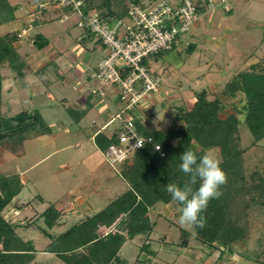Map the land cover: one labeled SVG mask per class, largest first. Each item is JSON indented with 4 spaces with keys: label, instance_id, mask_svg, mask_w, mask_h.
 Instances as JSON below:
<instances>
[{
    "label": "rangeland",
    "instance_id": "374dc122",
    "mask_svg": "<svg viewBox=\"0 0 264 264\" xmlns=\"http://www.w3.org/2000/svg\"><path fill=\"white\" fill-rule=\"evenodd\" d=\"M133 1L110 0L114 15H125ZM142 1L149 3L151 0ZM170 1L172 4L180 2ZM10 2L15 6L18 4L21 9L15 13L14 22L0 27V34L20 33L32 25L25 32L26 36L16 43L19 52H37L38 48L30 45V40L39 33L51 39V46L49 53L44 55L45 59L37 60L39 65L30 63L26 67L24 64L25 73L22 76L16 74L17 77H13L14 72L9 68L2 71L8 78L7 84L12 82L13 86L10 93H3L2 112L8 117L25 111L38 112L46 120L41 130L45 127L49 130L23 142L19 138L12 149L0 146V176L18 174L24 179L21 194L3 214L18 226L17 232L24 240L34 242L37 253L30 264H66L56 255L45 252L50 240L40 230L48 229L40 216L50 206H55L61 226L48 231L57 236L128 190V185L116 171L118 167L111 166L96 142L91 140L94 133L105 127L109 132L117 129V122L109 124V121L122 106L116 97L100 95L101 90L107 92L113 87L94 80L93 75L110 52L94 36L87 34L85 39H81L86 33L78 27L79 17L76 14L68 13L66 16V10L57 7L41 12L35 9L40 0ZM90 2V7H96L103 15L107 14V0ZM203 5L199 19L205 27L192 28L174 50L146 61L147 66L159 75L161 91L145 100L141 113L146 117L143 118L145 122L149 121L150 125L155 124L163 130L175 121L177 108L187 107V102L194 100L196 91L208 88L209 69L215 71L218 68L212 64L214 51L223 57L228 51L227 47L232 46L241 53L247 49L244 56L247 57L256 52L257 48L251 47L253 43H259L263 38L264 13L262 18L251 17L247 18L248 21L237 17L236 34L223 45L218 44L217 39L224 35V23L218 16L226 18L229 15L218 11L217 7L207 12L206 4ZM31 11L41 19L29 20ZM253 23L257 25L249 26ZM248 30L251 34L247 33ZM210 41L214 43L210 44ZM186 42H193L195 48L188 50ZM222 60L218 61L222 67L219 77L224 79L222 74L226 72V62ZM8 86L11 84L6 85L5 90ZM88 100L90 105L86 102ZM243 101L242 94L235 98H223V113H232L235 111L234 105L239 108ZM103 111L108 112L107 116ZM83 113L84 117L79 122ZM240 130L241 146L246 149L245 174L248 177L258 173L263 175L264 140L254 144L246 124ZM211 153L217 156L216 151ZM89 204L92 206L90 212L84 211L90 207ZM22 205L23 209L20 207ZM180 212L181 209L174 204L160 203L152 209L149 220L155 228L151 235H139L125 243L121 254L126 264H264V204L253 203L245 218L249 228L248 239L235 248L234 255L225 254L223 259H220L219 251L201 245L194 237L190 238L188 248L180 246L182 229L192 233V228L182 227L178 223ZM104 232L102 230V234ZM145 242L151 245L154 255L141 252Z\"/></svg>",
    "mask_w": 264,
    "mask_h": 264
},
{
    "label": "trees",
    "instance_id": "16d2710c",
    "mask_svg": "<svg viewBox=\"0 0 264 264\" xmlns=\"http://www.w3.org/2000/svg\"><path fill=\"white\" fill-rule=\"evenodd\" d=\"M90 5V0H84ZM139 2L134 0L132 3ZM199 0L198 14L203 12L204 3ZM110 0L106 18L118 17L111 9ZM88 5V6H89ZM90 9L97 10L96 7ZM19 6L10 0H0V27L16 20ZM19 33L0 34V146L13 148L16 142L31 139L49 130L45 127V118L38 112H21L8 117L2 112V71L8 67L18 76L23 75L24 60L18 53L16 43ZM39 50L49 46L50 41L42 34L30 40ZM181 43V42H180ZM176 46L172 49L174 50ZM193 44L187 49L193 50ZM170 50V51H172ZM164 53V52H162ZM162 53L155 56L156 58ZM244 96L241 106L234 105L232 113H223V98ZM223 97V98H222ZM195 103L190 107H179L176 119L165 130L142 124L145 115L137 112L139 134L146 138L143 147L135 152L116 169L118 175L128 185V190L98 213L88 216L67 231L52 235L49 231L61 225L55 206H50L40 216L48 229L40 228L42 234L50 240L45 252L56 255L66 264H126L121 250L125 243L139 235H151L154 225L149 216L158 204H174L182 209L183 205L172 200L166 191L168 183L182 186L185 174L180 170V155L185 150L202 156L205 152H217L221 168L227 174V183L221 187L219 199H212L203 215L206 226L195 228L191 232L182 229L180 246L188 248L190 238L194 237L201 245L225 254L234 255L235 248L249 237V228L245 224L248 210L253 203L264 204V174L248 177L244 171V154L241 146L243 124L249 128L254 144L264 140V61L251 65L233 75L219 96L203 90L195 92ZM241 107V108H240ZM120 129L101 131L95 136L98 148L105 153L111 145L118 144ZM160 147V150H157ZM24 187L20 175L0 176V264H30L37 253L34 242L26 241L17 232L18 226L5 218V209L18 197ZM199 187V183L195 186ZM39 199L41 200L40 196ZM22 209L24 206H20ZM182 214V212H180ZM28 227H30L28 225ZM102 230L105 231L102 234ZM141 252L155 253L151 245L145 242Z\"/></svg>",
    "mask_w": 264,
    "mask_h": 264
},
{
    "label": "built area",
    "instance_id": "2783aa9c",
    "mask_svg": "<svg viewBox=\"0 0 264 264\" xmlns=\"http://www.w3.org/2000/svg\"><path fill=\"white\" fill-rule=\"evenodd\" d=\"M40 1L35 9L41 12L57 7L66 10V16L68 13L76 14L78 27L98 38L110 52L93 77L113 87L107 92L101 90L100 95L110 94L122 106L109 121V124L116 121L120 129L118 144L111 145L104 153L106 161L117 168L143 147L147 139L138 132L140 121L137 112L145 100L161 91V79L146 61L182 42V37L189 34L198 22V4L195 0H180L177 4L170 0H151L149 3L141 0L131 3L126 19H121L104 17L100 11L90 9L84 0ZM216 6H221L226 12L232 9L227 0H208L206 3L207 10ZM35 19L40 20L41 17L31 11L29 20ZM30 26L19 33V38L26 36Z\"/></svg>",
    "mask_w": 264,
    "mask_h": 264
},
{
    "label": "crops",
    "instance_id": "0c3cea01",
    "mask_svg": "<svg viewBox=\"0 0 264 264\" xmlns=\"http://www.w3.org/2000/svg\"><path fill=\"white\" fill-rule=\"evenodd\" d=\"M216 1L217 2H220L221 0H216ZM227 4L232 8L231 11H229V12H226L224 9H222L221 6H216L217 9H218V11H220V12L223 11L224 13H226V14L229 15L226 18H224V16H218L221 19V21L225 24V25L223 24L224 31L222 33L224 35L222 37H220L219 39H217L218 40V44H220V45L221 44L223 45L228 38L233 37L236 34V30L238 28L237 21H236V18L237 17L240 16V19H244V20L248 21L247 18L249 19L251 17H254V19L262 18L261 15H262V13H264V0H227ZM17 6H19V5L17 4ZM20 9H21V7L19 6V9L17 10L16 13H18ZM206 11L209 12L210 10H207L206 9ZM21 17L24 20L26 19L23 16H21ZM199 17H200V14H199ZM256 25L257 24H254L253 23V24H250L249 26H254L255 27ZM195 27L201 28V27H205V25L202 22H200V19H198V22L196 23ZM247 28H250V27H247ZM247 33L248 34H251V31L248 30ZM87 36H88L87 34H83L81 36L82 37L81 39L83 40ZM44 37L47 40H49L50 43H49V46L46 47L43 50L37 49L36 50L37 52H35V53L32 50L29 51V52H27V53H21V52H19V50L17 48L18 53L23 58L24 64L26 65V67H27V64L30 65V63H32V64H36L37 63L38 64L39 62H37V60H39L40 58H43L44 55H46L47 53H49V49H50L49 47L51 46V39L47 38L46 36H44ZM258 42L259 43H255V44L253 43V45L251 46V47L257 48L256 49V52L255 53H252V55H249L247 57H244L245 54L247 53L246 52L247 49L245 50V52L243 51V53H241V52L237 51L238 48H235V47H232V46H228L227 47V50H228L227 53L226 54H223L224 60H222L223 57L221 56V54L218 51L217 52L214 51V53H213L214 60H213V63L212 64H216L218 66V68H216L217 70H215V71H212V68L209 69L208 75L210 77H207V81H206V84L208 85V88H205L203 90H206L207 92H209L212 95V97H214L216 94L219 96L220 93L224 90L225 85L231 80V78L233 77V75L235 73H237V72H239V71H241L243 69H247L248 67H250L253 64H256V63H259V62H263L264 61V33H263V38L260 39ZM213 43H214L213 41H210V44H213ZM188 44H194V43L193 42L192 43L191 42H186V45H188ZM30 45H33L31 41H30ZM259 51H260V54L258 55L257 52H259ZM44 59H45V57H44ZM28 60H32V61H28ZM219 60H222L223 62L224 61L226 62V64H225V70H226V72H224L225 73L224 74L225 76L222 74V77L224 79H221V77H219V75L222 72L221 71L222 67L220 65H218V61ZM42 62H44V61H42ZM42 64L43 63H41V65ZM5 69H8V67L4 68L3 71ZM10 70L12 72H14L12 69H10ZM24 70H25V68L23 69V74L25 73ZM16 74L17 73L14 72L13 73V77H17L18 74L17 75ZM2 76H3V82H2V103H3V93L4 92L10 93L12 91L13 86H12V82L11 83L9 82L7 84L8 78L3 73H2ZM9 84H11V86H8L9 88H7L5 90L6 85H9ZM203 90H201V91H203ZM201 91L199 90V91H196V92H201ZM109 96L112 97L111 95H109ZM194 96H195V93L193 95L194 100L192 102H190V101L187 102L188 107L192 106L195 103L194 101H196V99H195ZM86 102H89V105H90V101L89 100L86 101ZM3 106H4V103L2 105V108H3ZM84 113L81 114V116L79 118L80 119L79 122L83 119ZM103 114L105 116H107L108 112L107 111H103ZM96 135L97 134L94 133V135L91 137V140L92 141H95V136ZM21 178H22L23 183H24L23 177H21ZM114 200H112V201H114ZM109 204L110 203H108L107 205H109ZM107 205H105V207ZM105 207H103V208H105ZM91 208H92V206L90 205V207L85 208L84 211H87L88 210L90 212V209ZM102 209H95L96 211H94V214L98 213ZM94 214H92V215H94ZM92 215L89 214V215H87V217L88 216H92ZM60 226L61 225L56 226V227H60ZM52 235H54V234H52Z\"/></svg>",
    "mask_w": 264,
    "mask_h": 264
},
{
    "label": "clouds",
    "instance_id": "9594fccd",
    "mask_svg": "<svg viewBox=\"0 0 264 264\" xmlns=\"http://www.w3.org/2000/svg\"><path fill=\"white\" fill-rule=\"evenodd\" d=\"M180 160L179 168L185 174L182 186L168 183L166 191L172 200L183 205L178 223L182 227L203 229L206 226L203 213L212 199L222 195L221 187L227 183V174L220 166V159L211 152L198 157L188 149L180 155Z\"/></svg>",
    "mask_w": 264,
    "mask_h": 264
}]
</instances>
